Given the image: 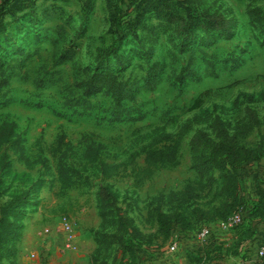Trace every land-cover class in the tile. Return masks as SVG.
Segmentation results:
<instances>
[{"label":"rangeland","instance_id":"rangeland-1","mask_svg":"<svg viewBox=\"0 0 264 264\" xmlns=\"http://www.w3.org/2000/svg\"><path fill=\"white\" fill-rule=\"evenodd\" d=\"M120 2L126 11L128 2ZM181 2L171 15L146 12L139 22L133 12L123 40L111 28L107 0H35L17 19L6 17L0 124L16 122L18 137L0 149V219L18 225L0 264H73L72 254L61 256L41 236L64 216L85 235V264H134L122 255L119 223L132 222L144 235L137 244L176 241L183 249L182 240H198L200 227L215 225L216 208L233 203L229 166L213 147L264 144V0ZM87 68L116 71L129 97L86 99L76 83ZM62 133L74 148L68 164L79 185L71 190L62 188L51 153ZM163 133L180 136V163L138 183L133 168ZM86 136L104 146L96 162L83 157ZM239 174L240 196L256 214L264 206V147ZM178 214L184 219L167 240L161 217ZM45 251L48 262L33 257Z\"/></svg>","mask_w":264,"mask_h":264},{"label":"trees","instance_id":"trees-1","mask_svg":"<svg viewBox=\"0 0 264 264\" xmlns=\"http://www.w3.org/2000/svg\"><path fill=\"white\" fill-rule=\"evenodd\" d=\"M182 0H125L128 2V8L125 11L123 9L120 0H107L110 9L111 28L114 30V34L118 39H124V33L122 28L130 25V17L133 12H137L139 22L143 14L146 12H157L159 14L171 15L173 10H178V7L183 4ZM35 4V0H0V45L5 42L10 34H5L4 38L1 39L2 34L6 31V17L11 16L12 18H18L21 13L26 9V3ZM5 18V19H4ZM137 24V23H136ZM131 27H136L131 24ZM115 45L106 52L113 53L116 51ZM86 74L85 78L77 81L76 85L81 88L83 95L87 98L94 96L97 93H107L112 95L117 102H122L126 97H129L130 90L127 88V84L123 83L116 71L106 70H92L87 68L84 70ZM8 85V80L0 79V86ZM149 89V87H148ZM88 100H85V103ZM140 118V117H139ZM17 128L18 124L14 121L5 120L0 124V149L11 142L17 141ZM84 153L83 157L88 162H96L104 146L97 143L94 138L86 136L83 140ZM264 147V144L258 146V148L250 149L246 147H238L229 140H223L222 142L215 144L213 152L217 156L222 157L224 165L229 166L227 168V179L230 182L232 192L231 196L234 198L233 203L227 200L222 207L216 208L214 212L217 216L214 218L216 223L219 220L228 218L235 212L246 210V205L240 196V190L238 187V178L240 176L239 171L243 162L253 161L255 154ZM180 148L181 138L170 133H163L159 138L153 141L149 146L143 148L145 154L144 165L139 168H133L136 172V180L138 183H143L145 180L152 178L155 173L164 166H177L180 163ZM73 145L67 140L66 134L62 133L58 136L57 141L51 148V153L56 161V168L59 173V179L63 189L71 190L78 187V175L68 164V158L73 152ZM134 161V158H133ZM193 187H189L191 192ZM193 195L191 193L187 196L189 199ZM10 206H7L8 209ZM264 213V206L260 205L258 213L253 214V219H257L260 223L264 220V215L261 218L256 216ZM182 215H164L161 217L159 222L160 232L166 231L165 238L168 240L171 236L172 229L183 221ZM130 222V220H127ZM244 224V222L242 223ZM241 224V225H242ZM17 225L15 222L10 221L7 215L0 219V251L9 241L17 235ZM239 227V226H238ZM236 227V228H238ZM121 232L119 236V242L121 243V250L123 257H132L131 261L137 264L139 259L148 249L154 247H163L165 244H157L154 246L151 243L146 242L145 244H137V241L144 235L139 232L132 222L129 224L119 223L117 230ZM247 235V231L245 232ZM245 238L241 237L237 241L242 244ZM1 257V256H0Z\"/></svg>","mask_w":264,"mask_h":264},{"label":"crops","instance_id":"crops-1","mask_svg":"<svg viewBox=\"0 0 264 264\" xmlns=\"http://www.w3.org/2000/svg\"><path fill=\"white\" fill-rule=\"evenodd\" d=\"M253 209V206L246 208L244 213L245 224L228 230L226 236L214 234L208 246L200 240L184 239L182 240L184 242L183 249L179 244L177 251H171L170 245L161 248L154 247L148 249L137 264H198L196 263L197 260H201L202 257L209 258L213 264H264V261L257 254L262 230L260 221L254 220L252 217ZM246 231L247 235L245 234ZM241 237H244L245 240L239 245V248L225 249L228 242L236 244ZM62 242V238L58 241L53 240L52 249L56 251ZM90 251L89 247H85V235L81 234L78 248L69 252L72 254L69 259L73 260V264H85L86 258L91 254Z\"/></svg>","mask_w":264,"mask_h":264},{"label":"built area","instance_id":"built-area-1","mask_svg":"<svg viewBox=\"0 0 264 264\" xmlns=\"http://www.w3.org/2000/svg\"><path fill=\"white\" fill-rule=\"evenodd\" d=\"M244 213V210L238 211L230 215L228 218L217 221L214 223L215 225H205L200 227L196 232L197 239L205 243L208 242L209 244L214 232L231 230L240 226L245 221ZM260 227L262 230V237L257 249V254L264 261V220L260 223ZM41 236L50 244H52L51 242L53 240L56 241L57 238L61 237L63 242L61 245H59L58 250L62 256H66V254H68L70 251L76 250L78 248L81 238V227L75 219L69 216H64L58 227L45 228ZM48 246L51 247V245ZM170 250H178V243L176 241L172 242L170 245ZM33 257L40 258L42 262H48L50 252L45 251L44 253L40 254L34 253Z\"/></svg>","mask_w":264,"mask_h":264}]
</instances>
